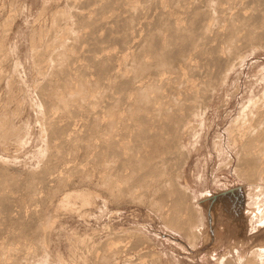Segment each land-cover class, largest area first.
<instances>
[{
    "label": "bare ground",
    "instance_id": "obj_1",
    "mask_svg": "<svg viewBox=\"0 0 264 264\" xmlns=\"http://www.w3.org/2000/svg\"><path fill=\"white\" fill-rule=\"evenodd\" d=\"M67 3L69 11L53 13L50 31H32L29 36L31 62L40 77L33 105L42 147L38 166L27 169L23 177L0 167V264H42L47 259L42 254L48 244L49 226L43 221L46 199L41 191L56 196L54 211L79 213L83 218L81 209L90 207L96 195L91 185H104L109 193L120 197L123 190L134 186L145 198L150 194L148 204L161 209L168 226L174 224L192 240L202 235L203 227L197 221L200 204L208 202V196L197 200V205L193 202L194 206L191 195L176 183L169 169L170 159L180 164L186 158L179 127L194 124L189 116L204 110L216 79L224 80L240 64V49L264 46V0ZM62 16L67 19L60 21ZM11 20L4 22L5 36ZM3 39L0 64L10 53L4 49ZM254 99L247 108L243 105L233 120L235 128L227 130V145L236 148V174L252 186L255 197L250 201L264 218V187L256 182L259 178L264 182V104L260 98ZM7 122L8 116L1 112L0 141L12 137ZM80 159L90 162V167H77ZM15 191L20 193L16 196ZM234 195L242 201L241 190ZM248 195L251 197V192ZM219 196L223 199V194ZM219 196L211 199L207 211L214 221L219 214ZM22 199L39 204L28 209L30 202L28 206ZM193 211L198 213L196 223ZM222 229L217 228L216 234L220 235ZM138 235H129L136 239L130 248L145 242L143 235ZM89 239L83 236L70 243L76 249L78 243L85 246ZM124 242L113 236L105 243V254H99L101 247L93 245L91 254L87 249L89 262L84 260L83 264H95L101 257L105 263L117 262L123 250L129 249L123 247ZM252 252L255 256L249 259L251 264H264V244L261 242ZM136 254L132 255L137 257L134 260L126 256V264H149L148 259L144 261L147 255ZM57 257L58 263L69 264L62 255ZM229 259L224 263L232 264Z\"/></svg>",
    "mask_w": 264,
    "mask_h": 264
},
{
    "label": "rangeland",
    "instance_id": "obj_2",
    "mask_svg": "<svg viewBox=\"0 0 264 264\" xmlns=\"http://www.w3.org/2000/svg\"><path fill=\"white\" fill-rule=\"evenodd\" d=\"M69 8L67 0H0V30L4 27L0 31V39L5 38L3 39L5 41L4 49L7 53L10 52L9 58L0 64V113L8 116V122L12 129L9 132L12 136L11 139L5 137L4 141L1 140L3 143L0 141V158H5V161L0 159V167L5 166L13 174L15 172V177H23L27 171L38 166L39 147H42L40 126L36 122L37 115H35L37 109L35 110L36 107L33 105V102L37 100L36 81L40 80V77L36 75L31 62L29 36L32 31L37 33L39 30H45V33L50 31L53 13L67 12ZM62 17L60 21L67 19ZM9 18L12 19L11 28L6 33L8 35L5 36L6 29L3 25ZM41 44L42 41L37 43L39 47ZM240 52L243 56L240 64L236 65L224 80L216 79V85L211 91V97L206 102L204 110L199 114L189 116V118L191 117L190 121L194 124L191 127H179L181 150L184 149L182 153L186 154L183 163L179 164L176 159L169 161V169L173 170L176 183L188 191V196L191 195L193 199H191L192 203L196 202L197 205V200L208 196V202L200 204L198 221L196 207V211H193L194 214L192 213V220L196 219L197 224L203 227L202 235L192 240L193 238H188L185 235V231L177 227L176 230L175 226L173 227L174 224L168 226L169 221L163 220L161 209L159 207H156L159 209H155L151 204H148L147 199L150 194L145 198V194H142L134 186L123 190L121 197L116 194L118 199L115 198L116 195L113 196L114 194L109 193L104 185H91L96 195L90 207L84 206L81 209L85 215L83 218L79 213L74 214L62 209L54 211L56 196L53 197L41 191L39 194L46 199L43 221L49 226H47L49 229L48 244H45V252L42 254H46L47 259L42 264L45 262L46 264H61L58 263L57 255L59 254L68 260L69 264H83L84 260L85 263H88L86 257L90 259V254L95 250V246L97 249L104 248L102 251L101 248L97 251L99 254H105L106 244L113 236L119 240L122 239V244L125 241L123 247L129 249L121 247L126 251L123 250V253L117 257L119 260L112 261L111 264H126L128 263L126 256H130L134 260L138 256L136 253L147 255L148 258L145 256V260L142 259L146 263L149 261V264L154 262V264H227L224 261L226 262L229 258L231 262L233 261L232 264H243L246 258L249 260L255 256V254L252 255V249L261 242L264 244V218H261L260 211H257V205L251 203L255 197L252 186L242 175L236 174L234 168L237 161L236 148L227 145V130L235 128L233 120L241 112L243 105L247 108L255 96L259 95L260 97L257 98H260V103L264 104V46H247L240 49ZM2 56L0 55V58ZM232 152L235 153L232 154ZM171 155L172 152H170V158ZM173 155L175 157L176 154L173 153ZM90 164L86 159L76 162L77 167L83 170L88 169ZM19 173L21 174L19 175ZM260 180L261 178L256 182H261L264 187L263 180ZM240 190L242 191L241 202L234 195ZM15 192L16 196L20 193L19 191ZM250 192L251 197L248 195ZM221 194H223V199L219 196ZM215 196H219L217 197L219 214L214 221L207 216V211L211 205V199ZM50 197L52 199H49ZM114 198L115 200H113ZM250 199L252 200L250 201ZM22 200L26 203L25 199ZM28 201L30 206L27 204ZM27 203L28 209L39 204V202L36 204L29 199ZM259 217L261 219H258ZM219 227L223 228V231L217 235L216 230ZM138 233V236L143 235L145 242L138 248H130L133 247V241L136 240L133 234ZM129 235L135 237V240ZM83 236L90 238L88 242V239L86 240L88 243L86 245L89 247L78 243L77 246L80 247L73 248V243L70 242ZM102 239L108 241L103 242ZM188 239L191 241L189 242ZM93 245L95 246L93 247ZM81 246H84L83 252L77 250L81 249ZM71 252L75 254L71 255ZM226 254L228 255L226 256ZM221 256H224V259ZM226 257L229 258L225 259ZM38 258L41 257L38 256ZM101 258L97 259L99 262L96 260L97 263H94L104 264L105 260L103 261ZM150 259L153 261L150 262ZM92 260L91 257L90 263ZM250 260L244 264H251ZM123 261L126 262L123 263ZM106 263L110 264L107 261Z\"/></svg>",
    "mask_w": 264,
    "mask_h": 264
}]
</instances>
